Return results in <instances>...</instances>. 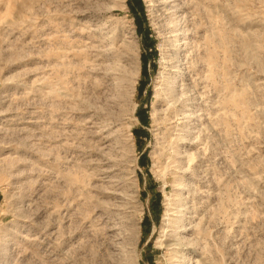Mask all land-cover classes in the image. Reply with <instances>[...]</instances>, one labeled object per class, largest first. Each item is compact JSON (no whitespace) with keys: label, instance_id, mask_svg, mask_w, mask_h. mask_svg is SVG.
<instances>
[{"label":"rangeland","instance_id":"374dc122","mask_svg":"<svg viewBox=\"0 0 264 264\" xmlns=\"http://www.w3.org/2000/svg\"><path fill=\"white\" fill-rule=\"evenodd\" d=\"M0 264H264V0H0Z\"/></svg>","mask_w":264,"mask_h":264},{"label":"bare ground","instance_id":"6f19581e","mask_svg":"<svg viewBox=\"0 0 264 264\" xmlns=\"http://www.w3.org/2000/svg\"><path fill=\"white\" fill-rule=\"evenodd\" d=\"M150 1V0H149ZM154 5V4H153ZM118 6H121V7H125V1H123L122 3H120ZM173 10V9H172ZM169 11V10H168ZM228 43V42H227ZM120 67V66H119ZM176 70V69H175ZM174 70V71H175ZM179 71V70H178ZM182 74V73H181ZM176 77V76H175ZM174 84V83H173ZM172 85V84H171ZM165 94V95H164ZM185 94V93H184ZM167 96L168 98H170V100L174 97V94H173V90H172V88L171 87H168V89H166V88H164V86L163 87H159V88H157V90H156V93H155V100H154V104H153V106H154V111H153V115H152V117H153V119H154V122H156L157 120H159L158 118L159 117H157V114H159V111H158V109H159V106H160V104L163 102V101H165V103H166V98L165 97ZM175 97H177V96H175ZM176 99V98H175ZM173 100H174V98H173ZM176 101V100H175ZM167 102H169V101H167ZM171 105H172V103H171ZM166 107V106H165ZM183 108V107H182ZM162 115V114H161ZM157 123V122H156ZM132 126H129L128 127V132H129V140L130 141H132V137H133V130H132ZM165 134V133H164ZM128 139V138H127ZM167 141V140H166ZM131 144H133V143H131ZM177 155V154H176ZM132 156V155H131ZM133 166V165H132ZM154 173L156 174V172L154 171ZM169 212V211H168ZM168 216V215H167ZM181 218V217H180ZM181 220V219H180ZM181 223V222H180ZM164 229V228H163ZM168 231V230H167ZM169 231H171V230H169ZM173 233H174V231H173ZM163 238H161V239H159V241L157 242V244H158V246L160 247V248H163L164 246H165V248L166 247H168L170 250H171V252L172 251H175V252H177L178 251V247L179 246H181V245H179L180 243H181V241H180V238H176V233H174V235L173 236H171L172 234H169L170 236H168V235H165V233L163 232ZM179 236H181V235H179ZM180 242V243H179ZM182 244V243H181ZM157 246V247H158ZM180 248V247H179ZM182 248V247H181ZM168 250V249H167ZM169 251V250H168ZM170 252V251H169ZM180 252V251H179ZM175 254V253H174ZM178 255V254H177ZM178 259V258H177Z\"/></svg>","mask_w":264,"mask_h":264}]
</instances>
